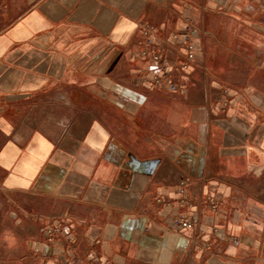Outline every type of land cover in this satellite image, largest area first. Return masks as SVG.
<instances>
[{
	"label": "crops",
	"instance_id": "1",
	"mask_svg": "<svg viewBox=\"0 0 264 264\" xmlns=\"http://www.w3.org/2000/svg\"><path fill=\"white\" fill-rule=\"evenodd\" d=\"M263 152L264 0H0V264H264Z\"/></svg>",
	"mask_w": 264,
	"mask_h": 264
},
{
	"label": "built area",
	"instance_id": "2",
	"mask_svg": "<svg viewBox=\"0 0 264 264\" xmlns=\"http://www.w3.org/2000/svg\"><path fill=\"white\" fill-rule=\"evenodd\" d=\"M152 30L153 27H146L144 35L148 36V32ZM179 38V41L174 42L168 40V44L172 45L169 50H166V43L161 44L160 48L163 51V55H167L168 57L164 63H162L163 55L160 52L151 55H149L147 51H143L141 53V56L144 58L150 57L153 62V70H157L155 74L146 78V82L149 86L153 88L164 87L168 92L175 93L178 90V84L175 78L179 75L185 78L188 77L189 67L197 54L196 43L199 38L198 30L192 24L191 17L189 15H185L183 18V28ZM171 39H176V36H172ZM173 51L182 53L185 61L177 63ZM218 95L226 97V99L221 103V106L224 107L228 106L230 99L234 97L227 89L220 90ZM210 206L212 209H215L217 204L212 201ZM172 224L177 229L187 230L196 226L197 222L195 219L189 220L184 218H175ZM58 231L59 230L56 226H46L44 228V233L47 236L48 242L51 240V236Z\"/></svg>",
	"mask_w": 264,
	"mask_h": 264
},
{
	"label": "rangeland",
	"instance_id": "3",
	"mask_svg": "<svg viewBox=\"0 0 264 264\" xmlns=\"http://www.w3.org/2000/svg\"><path fill=\"white\" fill-rule=\"evenodd\" d=\"M191 22L194 25V27L198 30V33H199L198 41L202 42L204 38L207 37V34H208L202 24V14L199 13L198 21L193 20V18H191ZM257 164L258 166L256 167V165H254L255 167L253 168H257L260 171L262 170L261 174L258 177L254 175L249 176L247 179L244 180V184H246L249 190L251 191V194H250L251 196L255 197L256 195L258 196L260 193H262L261 196L264 197V152H263V160L258 161ZM257 243L260 244V247L261 245H264V241L257 242Z\"/></svg>",
	"mask_w": 264,
	"mask_h": 264
}]
</instances>
